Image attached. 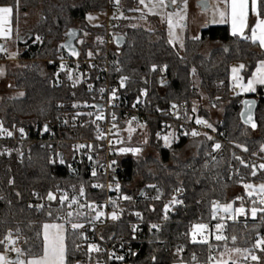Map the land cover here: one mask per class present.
Masks as SVG:
<instances>
[{"label": "trees", "instance_id": "1", "mask_svg": "<svg viewBox=\"0 0 264 264\" xmlns=\"http://www.w3.org/2000/svg\"><path fill=\"white\" fill-rule=\"evenodd\" d=\"M135 3L136 0H119V4L115 0H0V6L13 7L12 31L21 51L18 66L8 68L6 74L14 89L23 93L21 97L2 100L0 121L5 126L30 124L42 131L44 125H48L53 133L51 138L44 135L28 140L30 155L19 161L0 154V241H4L7 230H11L15 247L22 250L25 259L42 254L43 223L60 222L62 210L47 201L48 193L79 183L87 184L92 178L84 171L80 176H72L66 159L64 166L49 160L55 148L63 152L68 149L67 144L58 142L62 126L67 124L66 113L74 109L77 100L88 98L89 93L59 82L54 75V64L47 60L65 54L60 45L71 27L79 29V39L85 33L90 39L89 42H76L83 56L87 49L98 46L96 38L105 33V24H88L86 14L105 11L109 6L121 12V23L111 30L123 35L125 42L120 49L110 52L112 64L108 78L117 84L118 93L125 99L143 97L147 143L138 141L141 151L137 156L127 152L116 158L121 190L132 199L122 203L118 220L104 223L101 237L128 238L132 226L137 224L140 243L134 244L135 253H130L129 264H172L176 261L197 264L207 260L209 245L216 248L217 257L225 246L247 248L254 242V231L241 225L229 228L230 236L237 238L235 244L216 240L209 244L192 243L190 232L194 224L211 222L213 202L221 204L243 197L239 202L246 208L252 207L251 198L241 189L242 184L264 180V173L251 175L252 164L256 166L264 159V151H261L264 146V85L258 86L254 93L239 94L230 80L233 64L245 65L241 74L247 79L257 62L264 60V50L250 39L232 36L227 24L208 26L197 39L186 36L183 47L169 44L165 25L156 17H151L152 29L130 25L128 15L137 12L133 8ZM259 6L264 14V0H259ZM33 10H38V17L26 23L25 18ZM37 35L42 37V42L31 44ZM153 65H156L155 71ZM165 65L166 69L161 71ZM122 76L127 77L123 89L120 87ZM193 78L198 80L197 86ZM142 91H146V95H141ZM202 96L207 104L219 110L216 121L210 119ZM244 97L257 100L255 130L240 122L239 111ZM195 101L199 102L197 115L210 121L213 127L204 126L201 135L193 137L189 133L181 134V130L184 126H194L196 114L192 105ZM171 103L186 104L183 122L170 112ZM162 124L167 125L168 131L160 137L167 135L169 130L175 135L170 147L157 136ZM214 143L222 145L223 153L213 159ZM123 146L132 148L127 143ZM190 147L191 153L185 156L184 151ZM235 157L243 159L249 167L245 168ZM156 184L158 188L148 187ZM177 188L181 191L176 192ZM142 189L147 199L138 196ZM237 189V193L232 192ZM93 195L100 197L99 193L90 194ZM157 195L160 198L154 199ZM173 196L182 203L170 204ZM239 202L235 200V204ZM165 204H169L167 219L164 218ZM132 211L139 212L140 217ZM79 220L84 217H71V222ZM71 222L68 218L65 221L66 224ZM152 224H158L160 230L152 229ZM84 237L87 236L67 227L66 264H116L105 254L89 253L87 245L92 241ZM178 246L183 248L182 252L177 253ZM3 247L4 243L0 244V252Z\"/></svg>", "mask_w": 264, "mask_h": 264}, {"label": "built area", "instance_id": "2", "mask_svg": "<svg viewBox=\"0 0 264 264\" xmlns=\"http://www.w3.org/2000/svg\"><path fill=\"white\" fill-rule=\"evenodd\" d=\"M111 1L113 2V0ZM107 11H109V13L106 18V22L104 23L105 33L99 36V39L97 38L98 46L90 48V50L88 49L89 51L86 52V55L84 56L81 54L79 49V56L72 57L65 52V54L58 55L56 59L51 58L47 60L50 64H54V75L59 82H64L71 86L75 85V87L81 90L85 89L89 93L88 98H81L77 100L75 104L76 107H74L72 111L66 113L65 118L68 125L65 124L62 126L61 132L63 133H59L58 142L67 144L68 149L63 152L59 148H55V151L51 152L49 157L50 161L56 162L61 166H64L66 159L69 167H71L70 170L72 176H80L83 171L90 175H92L93 171L96 172V176L92 175L90 182L87 184L79 183L78 185L62 187L56 193L51 192L55 195V199L53 202L47 201L62 210L59 214V221L64 223L67 227H72L71 223H65L68 211L73 212V218L77 217L75 215L77 211L86 213L89 218L94 215V213L90 212L87 207L80 209L78 205H73L69 208L68 204L71 202L72 197H76L80 204L86 205L88 203H95L96 205L102 206L101 210H103L106 214H110L113 211H116L118 215L121 213L122 203L129 201L122 199V197L129 195L127 192H123L121 187L119 191H116V184L118 183L120 185L121 177L119 176V168H115L116 164H112V161H116L117 156L122 154L120 149L125 148L122 144V133L129 125V121L136 125L137 131L141 135H145L147 127L143 97L138 96L134 99H125L120 93H118L117 84L112 83L108 78L109 66L112 64V62L109 61V55L111 51L116 49L114 46V37L118 35L111 30V28L117 27L121 23V20L120 15L112 6H109ZM40 43L41 42H37L35 38L31 41V44L34 45H38ZM89 52L92 53L91 57L88 56ZM20 53L21 51H15L12 58L19 60ZM8 56L9 54L7 50L0 51V61H7ZM61 63L65 65L64 70H61L60 68ZM57 73H59L58 76L56 75ZM69 73L71 74V79H69ZM89 85H91V88H89ZM101 89H103V92H101ZM114 89L115 98H112ZM262 97L264 98V90L262 92ZM138 99L139 103H137ZM173 104L177 105V109H172L171 106ZM133 105H135V107H133ZM169 110L172 113H177L179 119L183 122V117L187 110L185 103H171L169 104ZM88 113H92V115H88ZM97 115H102L103 119L97 120ZM113 116H115V119H113ZM133 117H135V120H133ZM0 123L2 122L0 121ZM59 123L60 122L58 120V124ZM114 124L115 127H113ZM3 126L5 129L12 131L13 136L8 137L6 134L0 135V154L13 156L18 161L24 157H29L30 155V146L27 144L28 140H37L38 138H42L44 135L51 138L53 135L52 129L50 128L49 131L44 132L37 128H32L30 124L22 125L20 127ZM203 127V125H197L194 121V126L192 128L184 126L181 130V134H190L192 130L201 133L203 131ZM20 128L24 129V135H21L19 132ZM164 131H168L166 124L161 125L159 134L163 135ZM170 133H172V131H170ZM98 135L102 136V138L97 139ZM223 138L226 139L227 136L223 135ZM78 145H85V147L78 148ZM222 151L221 145L220 149L215 150L212 153V158L214 159L221 156L223 153ZM89 156L91 159H89ZM61 159H63V163L60 162ZM262 163H264V159L256 165L257 174L264 173V170L259 168V165ZM94 184H100L104 187L94 188L92 187ZM109 185H111V188H109ZM81 186L85 189L84 196H80L79 194ZM156 188H158L157 184ZM98 193L100 194V197L96 195L90 196V194ZM64 195H67L69 199L61 204L60 198ZM138 196H141L143 199H147V195L143 189L140 191ZM253 200L257 201V206H260L258 203L260 196L258 194L251 197V204ZM111 201H116L115 205H113ZM132 213L135 215V211H132ZM221 216H224L225 218L221 220ZM111 220L112 219L110 218L102 217L101 220L94 222L93 230V225L88 223V220L84 218V220L78 221L79 223H83L85 225L84 229L76 231L86 235L92 243L97 244L100 248V252L98 253L105 254L108 259L109 254L112 253H114L115 256L124 257V260L122 261L116 260L113 257L112 259H109L110 262L116 264H129L128 259L130 258V253H135V248L133 247L134 244L140 243L138 238L140 228L137 224H135L137 231L135 233L132 232L128 238L113 235L108 238L102 237L101 239L100 230L102 226L104 223ZM218 222L225 225L223 234L228 237L227 241L232 242L231 237L235 236H230L229 234V228L234 226L241 225L254 231V242L247 248H252L258 235L264 236V213H258L256 218H252L249 211L246 215L237 216L235 220L227 219L224 213L222 215L218 213L216 219L212 218L211 222L205 223L208 225V229L205 231L204 235L208 237L209 243L215 240V225ZM9 233H11V237L14 240L11 230H7L6 236ZM133 236L135 238H133ZM197 239H200V237L198 236ZM12 247H15V244L11 245L6 239H4V247L0 253L5 255L9 260H13L15 252L11 251ZM253 251L254 254L261 258L260 264H264V252H261L258 249H253ZM216 254V248L211 247V252L209 251L208 257L209 255L213 257L212 262L216 260ZM197 264H209L208 258L205 262H198ZM240 264H256V262L251 261L250 259L244 261L242 258Z\"/></svg>", "mask_w": 264, "mask_h": 264}, {"label": "snow or ice", "instance_id": "3", "mask_svg": "<svg viewBox=\"0 0 264 264\" xmlns=\"http://www.w3.org/2000/svg\"><path fill=\"white\" fill-rule=\"evenodd\" d=\"M117 4H119V0H115ZM140 4H145V0H139ZM224 4V8L220 9L219 7H216L214 9V17L219 16V22L225 23L229 22L231 25V35L232 36H240L243 39H249L248 36L245 35V30L250 28L251 36L250 39L253 43L258 42L259 46L261 48H264V14H262L259 6V0H222ZM169 5L177 6V0H152L151 7L149 8V12L153 15L158 14L155 9L161 8V9H167ZM148 5H145L147 7ZM205 8H207V5H205ZM186 11H187V2L185 0L184 8L181 12H168L167 14V23H168V29H169V44H173L176 40L179 39V37L176 34V28L183 27L182 22L186 18ZM249 11H251L252 14L255 16V20L252 22V25L249 24ZM13 16V7L12 6H0V39H10L11 38V18ZM89 21L93 20L94 17L89 15L87 17ZM68 36L72 37L75 36V32L73 30H70L67 33ZM87 35V33H85ZM99 39V38H98ZM120 38L117 37V40ZM35 40L37 42H42L40 36H36ZM80 43H83V41H80ZM61 48L69 49L71 56H79V52L75 49V47L72 46L71 42L65 43L60 45ZM181 47H183V44L181 42ZM0 51H6V49L3 47V45H0ZM88 56L91 57L92 53L89 52ZM51 62V61H50ZM166 65L161 69V71H164L166 69ZM61 70H64L65 65L61 63L60 65ZM245 68V65L241 64L239 67H233L231 69L232 72V80H233V89H239L242 92H255L256 91V85H264V60L259 61V63L256 66V70L252 73L251 78L247 80V83L245 84L243 82V77L240 75V72ZM152 70H156V65L152 66ZM119 71V69H117ZM195 69H192L193 74L195 73ZM0 74H2V70H0ZM57 76L59 73L56 74ZM71 74L69 73V79H71ZM127 80V77H121L120 78V87L123 88L125 86V81ZM163 84V81H161ZM75 86V85H74ZM89 88H91V85H89ZM101 92H103V89H101ZM20 95H23V93H20ZM141 95H146V91H142ZM112 98H115V89L112 93ZM219 99V97H217ZM137 103H139V99L137 100ZM245 109L241 112V119L243 123L246 125H250L253 130L257 128V123L253 118L252 113V107L254 105V101H244ZM76 107V105H73ZM215 106V105H213ZM135 107V105H133ZM172 109H177V105L173 104ZM159 111V109H158ZM192 111L195 112L196 108L195 106L192 108ZM174 115H177V118H179L177 113H173ZM79 115V113H78ZM88 115H92V113H88ZM97 120L103 119L102 115L96 116ZM113 119H115V116H113ZM133 120H135V117H133ZM131 121L128 122L129 128L127 131L129 132V138H131V134L135 131V129L131 126ZM195 123L197 125H203L207 128H212L213 126L208 123L207 120H204L202 118L197 117L195 120ZM115 127V124L113 125ZM215 130V129H213ZM44 132L49 131L48 125H44ZM19 132L21 135H24V129L20 128ZM6 134L8 137L13 136V132L9 131L4 128L3 124L0 123V135ZM191 136L196 137L201 135V133L192 130ZM172 134L169 133L168 135H164L163 137H160V134L157 133L158 138L163 139L164 145L166 147L171 146L170 136ZM184 135H188V133H184ZM204 135H207L206 133ZM102 138V136L98 135L97 139ZM207 139L211 140V136H207ZM147 143V140L144 141ZM78 148H84L85 145H78ZM91 147V146H89ZM213 151L218 150L221 148V144L214 143L213 144ZM237 147H241L240 145H237ZM244 151H247V148L243 149ZM141 151L140 148H121L120 152L127 153L131 152L133 154H138ZM261 151H264V146L261 147ZM89 159L91 157L89 156ZM235 159L239 160L240 163L245 167L248 168L249 165L245 163L243 159L240 157H235ZM53 162V161H50ZM63 163V159L60 161ZM116 161H112V164H115ZM252 171L251 175L255 176L257 174L256 166H251ZM259 168L261 170H264V163L259 165ZM93 176H96V172H92ZM11 183V181H9ZM94 188H103V185L100 184H94L92 185ZM150 188H155V185H148ZM109 188H111V185H109ZM243 188L246 191V194L248 197H252L254 194H258L260 196L259 205L257 206V201L253 200L252 204L253 206L250 209H246L243 204H241L240 207H233V203H225V204H219L218 202H213L212 204V218L216 219L218 213H224L227 217V219L235 220L237 216L240 215H246L249 211L252 218H256L258 213H264V183L260 184L258 187L254 186L252 184H243ZM120 185L116 184V191H119ZM159 189H157V192L159 193ZM176 192H180L181 189L177 188L175 190ZM80 196L85 195V189L83 186L79 189ZM19 195V193H17ZM160 196L157 195L154 197V199H159ZM48 199L54 200L55 196L49 192L48 193ZM69 198L67 195H64L60 198V203L63 204L65 201H67ZM122 199L124 200H131L132 198L130 196H123ZM236 199L243 200V197H237ZM113 205H115L116 201H111ZM182 203V201L178 200L176 196L172 197V200L170 201V204L175 205ZM73 205H78L80 209H83L87 207L90 212H93L94 215L89 218L86 213L77 211L75 215L77 217H84L88 220V223L93 225L94 230V222L101 220V218H110L112 220H118L120 217L117 214L116 211H113L110 214H106L103 210H101L102 206L96 205L95 203H88V204H80L76 197L71 198V202L68 204V207L71 208ZM42 207V206H38ZM169 211V204L164 205V212L165 216L164 218L167 219V212ZM137 217H140V213H135ZM73 216L72 211L67 212V218L68 222H71V217ZM225 217L221 216L220 219L223 220ZM71 226L73 230H82L84 229L85 225L83 223L79 222H71ZM152 229H156L157 231L160 230V226L158 224H152L150 226ZM225 225L221 222L216 223L215 225V240L216 241H224L225 244L227 242L228 237H226L224 232ZM208 229V225L204 223H198L194 224L192 226V230L190 232L191 235V242L192 243H201V244H209L208 237L204 235L205 231ZM137 231V228L135 225L132 226V232L135 233ZM200 237V239H197V237ZM133 238H135L133 236ZM5 239L8 241L9 244L14 245L15 241L11 237V233H9ZM84 239H87V237H84ZM102 239V237H101ZM232 243H236V236L231 237ZM4 243V241H0V244ZM7 248V246H6ZM253 249H258L261 252H264V236H257L255 243L253 244L252 248H239V247H233L231 249L225 247V253L229 254V259L225 260L223 259L224 253H221V259L216 261V264H238L237 260L232 259L231 254L235 253L238 254L243 258L244 261L251 260L256 262V264H260L261 258L254 254ZM11 251H14L17 253L18 258L16 260H9L5 255L0 254V264H66V256H67V248L65 245V225L64 224H57V223H45L43 225V249H42V255H34L31 259H28L27 261L20 259L19 257L24 255L21 249L12 247ZM87 251L89 253L92 252H100V248L97 244L89 243L87 245ZM182 247H177V253L182 252ZM209 251L211 252V245H209ZM115 258L116 260H124L123 256H115L114 253L109 254V259ZM193 260L196 259L195 255L193 254L192 257ZM153 260H155V257H153ZM209 264L213 261V257L209 255L208 257Z\"/></svg>", "mask_w": 264, "mask_h": 264}, {"label": "rangeland", "instance_id": "4", "mask_svg": "<svg viewBox=\"0 0 264 264\" xmlns=\"http://www.w3.org/2000/svg\"><path fill=\"white\" fill-rule=\"evenodd\" d=\"M187 2V11H186V18L185 20L182 22L183 27L180 28L178 27V30L182 36V38L180 39V41H178L176 44L178 46H181V42L183 43L185 36H186V28L188 29V32L190 34V37L194 36L192 31L194 29H196L198 27V25L200 23H202L203 20H208L210 19V15L213 12V9H209L206 11L200 10V8H198V5L196 3V0H186ZM151 3L152 0H145V4H140L139 0H136V3L134 5L133 8H135L137 10V12L135 13H130L128 15V17L131 19L130 20V25L131 26H140L143 27L145 29H152L153 28V22L151 21V16H156L157 21L159 22H164L167 21V14L168 12H181L182 9L184 8V4H185V0H177V4L179 5V7L177 6H173V5H169L172 8L168 7L167 9H161V8H157L155 9V11L158 13L156 15H153L149 12V8L151 7ZM145 5H148L147 7H145ZM118 14L120 15L121 12L118 10L117 11ZM109 11L105 10V11H96V12H89L86 14V22L90 25H99V24H103L106 22V18L108 16ZM91 15L92 17H94L93 20L89 21L87 19V17ZM38 17V10H33L31 12H29V14L27 15V17L25 18V22L26 23H31L34 19H36ZM214 20H217L216 17H214L212 19L211 22H214ZM219 22V21H217ZM97 39V38H96ZM80 41H84V42H89L90 39L88 37V35H83V38L81 39H77V43H80ZM0 44H3L4 48L7 50L9 56L7 58V61H0V70H2V74H0V104L2 102L3 99L5 98H11V97H21L22 95H20V93H22L21 90H17L14 89L13 84H12V80L7 76L6 71L8 68H15L16 66H18L19 64V60H15L13 57V53L15 51H20V48H18V43L16 41V37L14 36V38H10V39H0ZM17 49V50H16ZM90 50V49H89ZM87 49V52L89 51ZM13 59V60H12ZM193 83L197 86L198 84V80L196 78H193ZM201 92V91H200ZM202 93V92H201ZM202 104L203 106L207 109L208 114L210 119L213 121H216L218 119V116L220 114L219 110L214 107L211 106L209 104H207L205 102V97L202 96ZM195 106L196 111L194 112V114H196V117L198 116V106H199V102L195 101L192 105V108ZM0 112H1V106H0ZM1 114V113H0ZM208 121V120H207ZM208 123H210L212 125V123L210 121H208ZM131 126L135 129V131L131 134V138H129V132L127 131V129L129 128V125L127 126V128L123 131L122 133V144H129L132 148H138L137 144L139 142H144L145 140V136L139 134V132L137 131V127L136 125H134L133 123H131ZM170 133V131H169ZM168 132L166 133L167 135L169 134ZM172 135L169 137L170 141L171 139L175 138V135H173V133H171ZM139 141V142H138ZM192 149L191 147L186 149L184 151V155L188 156L191 153ZM147 152V151H145ZM148 153V152H147ZM133 154V153H131ZM140 154V152L138 153ZM133 156H137V154H133ZM264 183V180H253V181H248L245 182L243 184H252L254 186H259L260 184ZM243 184L241 189L244 191V193L246 194L245 189L243 188ZM233 193H237V190H233ZM247 195V194H246ZM257 194H254L252 197L256 196ZM235 200H237L238 202L240 201V199H234V200H229L226 201L224 203L221 204H225V203H233V207H240L241 203L239 202L238 204H235ZM221 215L223 213H220ZM191 236V235H190ZM237 247V246H232L230 247ZM240 248V247H239ZM232 259L237 260L238 264H240V261L242 259L241 256H239L238 254H231ZM20 259L26 260L24 257L21 256ZM81 264H86V262H82ZM90 264V263H89ZM172 264H186V262L184 261H176Z\"/></svg>", "mask_w": 264, "mask_h": 264}, {"label": "crops", "instance_id": "5", "mask_svg": "<svg viewBox=\"0 0 264 264\" xmlns=\"http://www.w3.org/2000/svg\"><path fill=\"white\" fill-rule=\"evenodd\" d=\"M196 3H197V5H198V8H200V10H203V11H206V10H209V9H213V7H214V9L216 8V7H219L220 9H223L224 8V4H223V2H222V0H196ZM200 3H205V4H203V7L200 5ZM205 5H207V8H205ZM170 8H172L171 6H169ZM214 9H213V12L211 13V15H210V19H208V20H203L202 21V23H200L199 25H198V27L196 28V29H194L193 31H192V33H193V37L191 36L190 37V34H189V32H188V29L186 28V36H188L189 38H193V39H197L199 36H200V34H201V31L204 29V28H206V27H208V26H211V25H219V24H227L228 26H229V31H230V33H231V25H230V23L229 22H225V23H220V22H217V21H219V16L217 15V16H215L216 18H217V20H214V22H211L212 21V19L214 18ZM151 17H156V16H151ZM157 19V18H156ZM255 20V16H254V14H252L251 13V11H249V24L250 25H252V22ZM160 22V21H159ZM160 23H163L164 25H165V33H166V36H167V39L169 40V35H168V33H169V29H168V23H167V21H164V22H160ZM11 29H12V23H11ZM176 34H177V36L179 37V39L178 40H176L173 44H175V45H177L176 43L178 42V41H180V39L182 38V36H181V34H180V32H179V30H178V28H176ZM245 35L247 36H249V39H250V36H251V31H250V28L249 29H246L245 30ZM14 33H13V31H12V33H11V39L12 38H14ZM185 36V37H186ZM16 37V36H15ZM251 40V39H250ZM16 41H17V37H16ZM257 43V45H258V47L260 48V49H262V50H264V48H261L260 46H259V43L258 42H256ZM4 46V45H3ZM261 61V60H260ZM259 63V61L257 62V64ZM257 64H256V66H257ZM239 65H241V64H233L232 65V67H231V69L233 68V67H239ZM256 70V67L254 68V70H253V72ZM252 72V73H253ZM240 75L242 76V74H241V72H240ZM252 75V74H251ZM251 75L247 78V79H244L243 78V82L246 84L247 83V80L249 79V78H251ZM243 77V76H242ZM230 80H231V83H232V85H233V80H232V72H231V70H230ZM258 86H261V85H256V89H257V87ZM237 90V92L239 93V94H250V93H254V92H242V91H240L239 89H236ZM45 223H49V224H51V223H57V224H64V223H62V222H56V221H54V222H45ZM45 223H43V225L45 224ZM43 225H42V228H41V234H42V238H43ZM65 225V224H64ZM66 231H67V226L65 225V239H66ZM225 247H227V248H229L230 249V246H225ZM221 253H224V256H223V259H225V260H228L229 259V254L228 253H225V248H223L219 253H218V255H217V257H216V260L214 261V262H212L211 264H216V261L217 260H219V259H221ZM1 254V253H0ZM42 255V254H41ZM32 258V257H31ZM31 258H27L25 261H27L28 259H31ZM240 263H241V261H240ZM230 264H231V262H230Z\"/></svg>", "mask_w": 264, "mask_h": 264}, {"label": "water", "instance_id": "6", "mask_svg": "<svg viewBox=\"0 0 264 264\" xmlns=\"http://www.w3.org/2000/svg\"><path fill=\"white\" fill-rule=\"evenodd\" d=\"M203 4H205V3H200V5H201L202 7H203ZM70 30H73V31L75 32V36L70 37V36L67 35V33H68ZM79 36H80V31H79V29H78V28H75V27H71V28H69V29L66 31V37H65V40H64V42H63L62 44H65V43H69V42H71L72 46L75 47V49L79 52V48H78V46H77V44H76L77 39L79 38ZM117 37H119L120 39L117 40ZM124 42H125V37H124L123 35H116V36L114 37V46H115L117 49H120V48L123 46ZM0 45H3V44H0ZM63 50H64L68 55H70V51H69V49L63 48ZM70 56H71V55H70ZM72 57H74V56H72ZM123 88H124V87H123ZM123 88H122V89H123ZM244 101H254V105H253V107H252V113H253V118H254V120H255V110H256V107H257V100H256L254 97H244V98L241 100V108H240V111H239V119H240V122H241L242 124H244L245 126L249 127L250 129H252L250 125H246L245 123H243V121H242V119H241V115H240V114H241V112L244 111V109H245ZM255 121H256V120H255ZM252 130H253V129H252ZM52 194H53V193H52ZM53 195H54V194H53ZM54 196H55V195H54ZM47 200L50 201V200L48 199V196H47ZM53 201H54V200H51L50 202H53ZM211 210H212V207H211ZM17 258H18V256L16 255V256L14 257L13 260H16Z\"/></svg>", "mask_w": 264, "mask_h": 264}, {"label": "bare ground", "instance_id": "7", "mask_svg": "<svg viewBox=\"0 0 264 264\" xmlns=\"http://www.w3.org/2000/svg\"><path fill=\"white\" fill-rule=\"evenodd\" d=\"M116 49H117V48H116ZM16 255H17V254H15V256H16ZM15 256H14V257H15ZM13 259H14V258H13Z\"/></svg>", "mask_w": 264, "mask_h": 264}]
</instances>
